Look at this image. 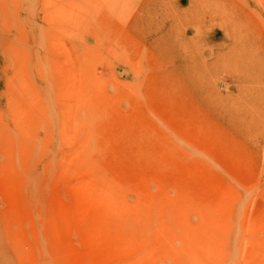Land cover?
I'll use <instances>...</instances> for the list:
<instances>
[{"label": "rangeland", "instance_id": "obj_1", "mask_svg": "<svg viewBox=\"0 0 264 264\" xmlns=\"http://www.w3.org/2000/svg\"><path fill=\"white\" fill-rule=\"evenodd\" d=\"M261 229L264 0H0V264H264Z\"/></svg>", "mask_w": 264, "mask_h": 264}, {"label": "bare ground", "instance_id": "obj_2", "mask_svg": "<svg viewBox=\"0 0 264 264\" xmlns=\"http://www.w3.org/2000/svg\"><path fill=\"white\" fill-rule=\"evenodd\" d=\"M185 21H186V19H185ZM233 23H234V20H233ZM235 25V24H234ZM233 26V25H232ZM233 37V36H232ZM233 38H235V37H233ZM234 44H235V40H233L232 41ZM237 53H238V51H235V50H232V58H231V61H237ZM168 142V141H167ZM168 149V148H167ZM170 158V157H169ZM171 159H173V158H171ZM170 163V162H169ZM166 166V165H165ZM170 167V166H169ZM169 171V170H168ZM181 185V184H180ZM183 186V185H182ZM176 188V187H175ZM179 198V197H178ZM180 200V199H179ZM258 229H260V228H258ZM264 230V229H263ZM176 232H177V230H176ZM175 231H170V234H168L167 235V232L165 233V236H164V238L162 239L163 240V244L165 245V246H167L168 248L169 247H175V246H177V244H175V240H176V242H177V240L179 239V237H180V235H176V234H178V233H176ZM182 232V231H181ZM259 232V231H258ZM261 232H262V234L264 233L263 231H262V229H261ZM260 232V233H261ZM195 234V233H194ZM260 236V235H259ZM258 236V237H259ZM187 237H189V236H186L185 237V239H187ZM260 238H262V237H260ZM157 239V238H156ZM259 239V238H258ZM264 239V238H263ZM262 239V240H263ZM261 240V241H262ZM160 241V240H159ZM157 242L156 244H154V246H155V248L157 249V248H159L160 246H161V242ZM180 241V240H179ZM184 241V240H183ZM190 241V240H189ZM264 241V240H263ZM184 243H186V248H187V246H189V243H188V239L186 240V242L184 241ZM191 243V242H190ZM182 244V243H181ZM153 245V244H152ZM261 247H263L262 245H261ZM253 248V247H252ZM254 250V249H253ZM262 252V251H261ZM188 253L191 255V257H193V261H195V264H199L198 263V260L196 261L195 260V258H194V256H199V254H196V250L194 249L193 251H190V250H188ZM186 255V254H185ZM263 255V254H262ZM149 255H145L144 256V258L143 257H139L138 259H136V260H134V262H133V264H142V262L144 263V264H149V260L148 259H150L149 257H148ZM184 256V255H183ZM187 256V255H186ZM185 256V257H186ZM189 259V258H188ZM187 259V260H188ZM199 259V261H200V258H198ZM184 260V259H183ZM190 260V259H189ZM188 260V261H189ZM191 261V260H190ZM178 262V261H177ZM178 264V263H177ZM187 264V263H186ZM191 264H194V262L193 263H191Z\"/></svg>", "mask_w": 264, "mask_h": 264}]
</instances>
